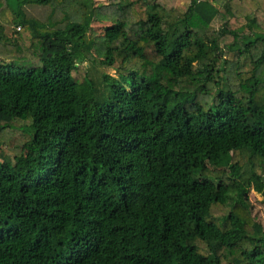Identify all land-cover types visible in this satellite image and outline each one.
Returning a JSON list of instances; mask_svg holds the SVG:
<instances>
[{"label": "trees", "instance_id": "trees-1", "mask_svg": "<svg viewBox=\"0 0 264 264\" xmlns=\"http://www.w3.org/2000/svg\"><path fill=\"white\" fill-rule=\"evenodd\" d=\"M96 1L0 0V264H264L257 0Z\"/></svg>", "mask_w": 264, "mask_h": 264}, {"label": "rangeland", "instance_id": "rangeland-1", "mask_svg": "<svg viewBox=\"0 0 264 264\" xmlns=\"http://www.w3.org/2000/svg\"><path fill=\"white\" fill-rule=\"evenodd\" d=\"M107 0H97L96 1V5L97 4H105ZM191 0H161V4L166 6V9H173L174 11L178 12L179 14H183L185 13V11L189 8ZM258 2V12L261 13L262 18H264V0H257ZM28 15L29 17H32L36 20L39 21H45L46 19V15L48 13V8H42V7H29L28 9ZM251 10V9H250ZM242 12V11H241ZM241 12L238 13V19L239 20H243L241 19ZM248 11H246L245 13H247ZM259 22H260V26L262 27L261 30L264 33V19H260L259 18ZM2 25H4L3 22H1ZM109 25L108 23H93L92 25V29L88 34V41H90L92 43V50H91V54L92 57L96 58V59H103L104 57V53H105V47H106V41L104 38V28ZM7 27L8 31L9 30H13L14 28L10 27V26H5ZM220 28V22L218 21H214L211 24V31H217ZM235 29V28H232ZM27 32H24L23 36H26ZM14 40V39H12ZM14 44V43H13ZM12 46V44H11ZM8 51L11 50V48H7ZM5 52V53H7ZM0 54L5 55L2 52V49L0 48ZM226 59L229 62L233 61V56L229 55L226 56ZM10 59L7 56H2L0 55V63H9ZM24 62H29V61H24ZM28 64H34L36 66H40L39 62L33 61L30 62ZM15 65H22L21 62H15ZM241 65H242V70L243 71H249L251 69V62H250V58H243V60H241ZM82 67L84 68V70L86 69V72L88 74V77L91 78L94 81H98L101 79L102 75H109V76H115V72L111 69H104V68H100L99 66H92L89 62H85L82 64ZM17 133L13 132L12 136L16 137ZM3 152H5V154H8V152L6 151V149H3ZM249 205H250V209H251V214H252V218L254 219L255 222L261 224L263 230H264V203L262 201V197L256 193H254L253 191L250 192L249 194Z\"/></svg>", "mask_w": 264, "mask_h": 264}, {"label": "crops", "instance_id": "crops-1", "mask_svg": "<svg viewBox=\"0 0 264 264\" xmlns=\"http://www.w3.org/2000/svg\"><path fill=\"white\" fill-rule=\"evenodd\" d=\"M15 32V29H11L8 31L7 27L4 28V35L7 37V39H13L14 38V33Z\"/></svg>", "mask_w": 264, "mask_h": 264}, {"label": "built area", "instance_id": "built-area-1", "mask_svg": "<svg viewBox=\"0 0 264 264\" xmlns=\"http://www.w3.org/2000/svg\"><path fill=\"white\" fill-rule=\"evenodd\" d=\"M19 30H20V28H19V27H17V28H16V31L18 32Z\"/></svg>", "mask_w": 264, "mask_h": 264}]
</instances>
